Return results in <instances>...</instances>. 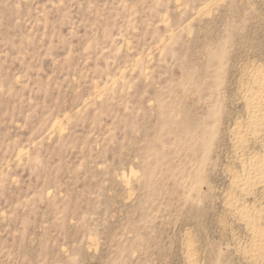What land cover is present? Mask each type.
<instances>
[{"label": "rangeland", "instance_id": "374dc122", "mask_svg": "<svg viewBox=\"0 0 264 264\" xmlns=\"http://www.w3.org/2000/svg\"><path fill=\"white\" fill-rule=\"evenodd\" d=\"M259 78L264 0H0V264H264Z\"/></svg>", "mask_w": 264, "mask_h": 264}, {"label": "bare ground", "instance_id": "6f19581e", "mask_svg": "<svg viewBox=\"0 0 264 264\" xmlns=\"http://www.w3.org/2000/svg\"><path fill=\"white\" fill-rule=\"evenodd\" d=\"M258 80V83L248 88L246 94V97L248 99L247 103L250 106L249 125L251 127V133L261 131L264 126V78H259ZM246 136L247 134H244V131H242V129H238L236 131L235 142L239 146H242L246 141ZM247 163V172L240 176V178L238 176L239 179L235 181L237 182V186L243 192H249L253 188L254 184L264 182V158L252 159L250 157ZM233 203L235 204V202H232V204ZM245 205L242 203L238 204V207L236 209L241 219L245 220L249 225L252 226L251 230L254 232L253 244L258 246L260 244V240L258 239V236L260 235L258 232V226L260 225L261 215L256 212L254 213L253 211L251 212L249 210L251 208L248 205L247 206L249 208H247Z\"/></svg>", "mask_w": 264, "mask_h": 264}]
</instances>
